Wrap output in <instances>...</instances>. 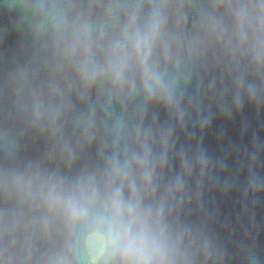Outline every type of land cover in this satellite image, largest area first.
Segmentation results:
<instances>
[{
    "label": "water",
    "instance_id": "1",
    "mask_svg": "<svg viewBox=\"0 0 264 264\" xmlns=\"http://www.w3.org/2000/svg\"><path fill=\"white\" fill-rule=\"evenodd\" d=\"M117 194L167 264H264V0H0V264H89Z\"/></svg>",
    "mask_w": 264,
    "mask_h": 264
},
{
    "label": "clouds",
    "instance_id": "2",
    "mask_svg": "<svg viewBox=\"0 0 264 264\" xmlns=\"http://www.w3.org/2000/svg\"><path fill=\"white\" fill-rule=\"evenodd\" d=\"M155 34V26L153 35ZM158 81L156 84L158 86ZM134 208L129 207V212ZM68 219L72 226L84 227L81 243L88 254L89 264H98L102 259L117 255L124 264H167L158 244L151 240L146 231L133 232L131 224L122 219V205L117 194L111 205V212L90 216L86 206L71 202L68 206ZM53 264H67L64 259H57Z\"/></svg>",
    "mask_w": 264,
    "mask_h": 264
}]
</instances>
